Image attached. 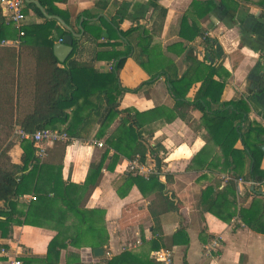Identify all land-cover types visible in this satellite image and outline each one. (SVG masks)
<instances>
[{
    "label": "crops",
    "instance_id": "1",
    "mask_svg": "<svg viewBox=\"0 0 264 264\" xmlns=\"http://www.w3.org/2000/svg\"><path fill=\"white\" fill-rule=\"evenodd\" d=\"M209 1L66 0L55 3L76 33H79L78 17L79 21H87L89 28L102 33L107 30L103 21L118 26L123 32L139 30L130 34V43L133 47L143 45L148 50V55L143 57L148 72L131 57L126 59L118 72L119 86L127 90L121 96L119 109L136 117L143 142L153 149L141 164L149 175L139 176L146 180L157 174L159 181L165 183L164 197L169 203L158 196L156 186L142 184V195L135 183L128 181L129 173L136 174L130 171L135 160L118 154L108 140L116 142L120 138L131 146L135 141L127 135V121L113 114L102 136L98 137L99 125H94L83 140H71L66 146L64 140L48 145L44 160L45 164L61 166L63 181L82 186L91 164H98L107 153L96 184L78 197L81 210L95 212L87 215L91 217L93 231L98 230L102 235L94 239L83 236L76 241L78 246L73 245L70 239L76 236L79 223L71 213L62 212L64 206L60 201L54 202L55 208L39 213L38 218L30 217L37 221L36 226L11 224V233L0 238V249L7 252V256L0 254V262L10 257L21 264H105L124 251L146 252L156 242L159 248L150 250V257L153 252L167 251L172 264H264V234L253 230L264 231L261 183L264 179V0H226L230 11L219 0H213L214 5ZM153 3L165 9L164 17L153 10ZM85 13L89 16L85 17ZM27 16L22 25L44 22L31 10ZM183 23L192 29L187 35L197 32L193 40L180 38ZM204 37L214 41L212 49H205ZM106 42L105 35L95 39L91 29L83 28L74 56L82 62H94V68L101 72L109 71L112 62L93 61L102 49L99 44ZM190 47L203 66L192 77L208 76L213 70V81L223 86L216 99L220 103L240 101L247 111L253 130L246 133L248 122H241L236 114L232 124L240 126L241 135L233 144L225 147L217 144L209 132L213 126L207 120L209 117H203L193 106L178 105L168 91L167 79L156 75L168 71L177 79L189 68L191 71L193 65L185 58ZM123 49L124 46L119 48ZM28 69L30 66L23 64L22 70ZM10 77L8 68L0 67V86L7 87ZM200 86V81L192 83L185 95L188 103L193 102ZM26 100L22 97L20 101L18 96L0 97V159L5 160L0 164L7 167L20 164L22 150L14 120L30 110L25 108ZM219 107L210 102L207 112L221 110ZM61 128L59 125L52 130L63 132ZM222 134L219 130L218 135ZM242 135H246L244 143ZM245 143L251 150L258 147L263 153L261 157L254 152L260 159L255 172ZM224 148L229 152L226 155ZM121 150L130 152L127 147ZM33 198L32 193H27L15 200L14 220H24L28 205L35 201ZM61 217L63 221H59ZM243 217L250 225L244 224ZM179 229L185 231L187 244L183 239L176 244L172 242L171 237ZM55 237L56 246H64L57 258L54 253L48 254L49 243ZM212 239L219 240L221 248L208 257L205 247ZM97 242L99 246L90 247ZM97 248L103 249L102 256L94 254Z\"/></svg>",
    "mask_w": 264,
    "mask_h": 264
},
{
    "label": "trees",
    "instance_id": "2",
    "mask_svg": "<svg viewBox=\"0 0 264 264\" xmlns=\"http://www.w3.org/2000/svg\"><path fill=\"white\" fill-rule=\"evenodd\" d=\"M38 1L49 15L58 16L68 26L72 25L68 17L55 6V3L66 2V0ZM219 1L220 4H223L227 8V11H230L228 10L226 0ZM208 3L214 5L213 0H210ZM194 4H197V2ZM152 7L162 17L166 14L165 9L155 3L152 4ZM28 10L33 11L39 18L44 19V22L33 25L21 24L20 28L16 29L6 21L0 9V67L8 68V72L11 74L8 86H0V97H4L5 99L6 97L13 98L18 96L20 101L23 97L27 99L25 108H30L22 117L14 120L17 132L21 131L24 134L32 135L42 129H57V126L60 125L63 126L61 129L66 135L65 142L63 143L66 146L71 140L85 139L94 125H99L98 137L102 136L104 128L113 114L120 115L123 119L122 121L125 120L128 123L127 135L133 138L135 141L134 145L131 146L127 142L123 143L120 138L116 142H112L109 139V145L118 154H122L129 159L137 157L141 164L144 163L146 154L149 151L152 152L153 149L143 142L141 127L136 117L127 110L119 109L121 96L127 90L119 86L118 72L122 69L126 59L131 57L145 72H148L145 65L146 61L143 59L145 55H148V50H144L142 45L137 46L139 48L138 51L136 50L137 47H133L130 43V34L139 30L123 32L117 28L118 26L114 27V24H108L106 21H103L107 30L102 33V31L96 28H89L88 22L83 21L82 27L91 29L93 38L98 39L101 35H105L107 38L106 43L99 44V47L102 49L96 53L93 60L97 62H112L109 71L101 72L94 68V62H82L74 56L77 49V40L73 42V53L64 63H59L53 54V45L56 40H60L68 32L56 20L45 19L34 5L27 4L24 1V16ZM83 15L85 17L89 16L86 13ZM79 18H76V24L79 22ZM186 24L183 23V30L179 33V36L183 40H193L197 32H194L193 36L187 35L189 31L192 32V29L190 30V27H187ZM20 32L23 34L20 35ZM143 33L145 34V32ZM8 40H18L19 44L16 47L1 45L3 41ZM110 40L115 41L110 42ZM203 41L206 50L213 48V40L204 37ZM122 46L125 49L119 50ZM185 58L193 65V68L191 71L190 68L185 71L181 78H172L168 71L158 72L156 75L159 77L164 75L167 79L168 91L173 95L178 105L193 106L202 113L203 117H209L207 120L213 122V126L209 128V132L217 144L222 147H225L226 144H233L241 135L239 134L241 128L240 126H234L232 119L237 114L241 118V122L246 124L248 122L246 109L240 101L220 103L219 99H216L221 94L223 86L213 81V70L209 71L208 76L197 75L198 77H192L195 73L199 74L200 68L203 67L202 63L197 61L196 56L193 54L192 47L186 52ZM23 64L25 66L29 65L30 69L22 70ZM177 80H180V83ZM194 81H200L201 86L196 92L193 102L188 103L185 100V95L190 90ZM4 91L6 93H3ZM27 94L29 98L26 97ZM210 102L218 104L221 110L207 112ZM69 110L72 111L69 112ZM8 123L12 125V122ZM219 130L223 132L221 136L218 135ZM252 130L248 122L245 132L250 133ZM17 136L22 150L20 164L10 167L0 164V203H3V207H0V238H6L11 233V224L13 223L36 226L37 221L30 219V217L34 215L35 218H38L39 213L49 210L51 207L55 208L53 204L54 202L57 204L58 201L65 208H63L62 212L64 214L71 213L74 215L77 223H79V225H76V236L73 235L70 239L73 245L78 246L76 241L83 236H90L92 239L98 238L100 233L98 230L93 231L91 217L87 215L88 213L94 214L95 212L81 210L78 206V197L80 193L89 192L91 187L96 184L98 177L101 175L103 160L107 153L103 154L98 164H91L84 184L77 186L62 180L61 166L45 164L44 160L46 156L40 159L35 155V148L31 139H24L20 134ZM244 136L246 137V135ZM244 136L242 135L241 137L242 141ZM122 147L130 148V152L124 153L121 150ZM244 148L253 160V171H257L260 159L255 157L254 152L261 154V157L263 153L258 147L255 151L251 150L246 143L244 144ZM223 152L225 155L229 153L225 148ZM230 153L233 152L231 151ZM2 161L5 162V160ZM128 181L135 183L142 195L144 192L143 187H141L142 184L147 187L156 186L158 196L165 203H169L168 199L164 197V193L166 192L165 183L159 181L157 174L150 175L145 180L137 173H129ZM27 193H32L35 201L28 205L23 221L14 220L13 217L16 214L17 207L15 200ZM62 217L59 221L64 220ZM243 222L245 225H250L244 220V217ZM253 230L264 234V231L261 229L253 228ZM56 237L49 243L48 254L54 253L57 258L59 250L64 246H56L58 242ZM106 237L105 235L104 238ZM182 239L185 244L188 243L187 235L183 229L177 230L171 237L174 244L180 242ZM154 244L156 242H152L146 252L134 253L124 251L119 256L108 260L105 264H160L149 255L150 250L159 248L157 244ZM99 245L100 243L97 242L90 247L96 248ZM24 262L28 263L30 260H24Z\"/></svg>",
    "mask_w": 264,
    "mask_h": 264
},
{
    "label": "built area",
    "instance_id": "3",
    "mask_svg": "<svg viewBox=\"0 0 264 264\" xmlns=\"http://www.w3.org/2000/svg\"><path fill=\"white\" fill-rule=\"evenodd\" d=\"M23 8H24V0H0V9L2 16H4L6 21L12 24L16 29H19L21 24L25 20V16L23 14ZM19 34L22 35L23 33L20 32ZM18 44H19L18 40H8V41H3L1 43L2 46H13V47L18 46ZM17 133L20 134V136L24 139L32 140L33 146L35 148V155L40 159L46 156L48 145L66 139V135L63 132L55 131L51 129H42L35 132L32 135L24 134L21 131ZM98 146L102 147V143H98ZM133 160H135V162L131 164L130 171H133L142 176L149 175L150 172L144 169V167L141 165L137 157H135ZM261 183L264 186V179L261 181ZM34 199L35 198H33V200ZM220 248H221V244L219 240L212 239L205 247V251L207 256L211 257L212 255L217 254ZM6 253L7 252L4 248L0 249L1 255L7 256ZM151 256L156 262L160 264H172L171 254L167 251L153 252ZM0 264H21V263L10 257H7V260L0 262Z\"/></svg>",
    "mask_w": 264,
    "mask_h": 264
},
{
    "label": "water",
    "instance_id": "4",
    "mask_svg": "<svg viewBox=\"0 0 264 264\" xmlns=\"http://www.w3.org/2000/svg\"><path fill=\"white\" fill-rule=\"evenodd\" d=\"M24 1L27 4L34 5L41 12V14L45 19L56 20L58 24L68 32V34H65L57 43L53 45L54 56L57 58L59 63H64L74 51L73 48L74 40L79 41L83 34V27H82L83 19H80L78 23L79 33H76L60 17L55 15H49L38 0H24ZM262 149L264 150V146L262 147ZM93 252L96 256H102L104 253L102 248L94 249Z\"/></svg>",
    "mask_w": 264,
    "mask_h": 264
},
{
    "label": "rangeland",
    "instance_id": "5",
    "mask_svg": "<svg viewBox=\"0 0 264 264\" xmlns=\"http://www.w3.org/2000/svg\"><path fill=\"white\" fill-rule=\"evenodd\" d=\"M28 11H30V10H28ZM28 11H27V12H28ZM27 12H26V16H27ZM27 18H28V16H27Z\"/></svg>",
    "mask_w": 264,
    "mask_h": 264
}]
</instances>
